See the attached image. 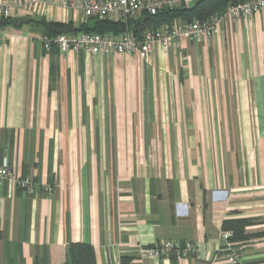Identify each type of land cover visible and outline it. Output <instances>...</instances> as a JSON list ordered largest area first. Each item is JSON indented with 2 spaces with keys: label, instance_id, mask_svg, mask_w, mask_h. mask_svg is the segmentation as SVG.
Instances as JSON below:
<instances>
[{
  "label": "crops",
  "instance_id": "crops-1",
  "mask_svg": "<svg viewBox=\"0 0 264 264\" xmlns=\"http://www.w3.org/2000/svg\"><path fill=\"white\" fill-rule=\"evenodd\" d=\"M20 1L0 27V165L52 192L3 181L0 264H68L75 243L96 264H230L222 224L240 218L252 220L233 243L240 264H264V10L141 61L47 52L40 21L71 24L69 36L97 21ZM160 240L200 253L140 254Z\"/></svg>",
  "mask_w": 264,
  "mask_h": 264
},
{
  "label": "built area",
  "instance_id": "built-area-1",
  "mask_svg": "<svg viewBox=\"0 0 264 264\" xmlns=\"http://www.w3.org/2000/svg\"><path fill=\"white\" fill-rule=\"evenodd\" d=\"M194 0H59V7L63 11H79L87 19H107L114 22H127L130 18H137L142 14L155 15L162 10H171L186 6ZM22 5L20 0H2L0 2V18L11 17V10ZM264 10V0H247L236 5H227L218 14L210 16L204 21L194 20L190 23L174 22L171 25H162L156 30H146L140 41L129 32L118 39L107 34L80 33L77 36L61 34L49 40L43 38V47L49 52L54 50L66 54L82 51L88 55L131 54L141 61L149 58L155 46L167 51L170 46L179 40L203 41L217 35L227 21L241 17H250ZM7 181L14 188L23 190L28 195L36 196L39 192L51 194L49 185H39L30 178L17 177L13 174L8 163L0 165V187ZM231 233L221 232L220 249L225 252L226 260L230 264H240L239 247L230 241ZM140 254L154 259L172 257L176 261L197 257L200 253L198 245L190 241L179 243L172 240H160L152 246L139 249Z\"/></svg>",
  "mask_w": 264,
  "mask_h": 264
},
{
  "label": "trees",
  "instance_id": "trees-1",
  "mask_svg": "<svg viewBox=\"0 0 264 264\" xmlns=\"http://www.w3.org/2000/svg\"><path fill=\"white\" fill-rule=\"evenodd\" d=\"M247 0H199L192 6H180L171 10H162L155 15L142 14L137 18H130L127 22H113L107 19L89 18L97 21L92 29H81L84 33L107 34L111 38L117 39L126 32H129L138 41L142 38L146 30H156L162 25H171L177 19L183 23H190L194 20L204 21L214 14L221 13L227 5H236ZM12 19L0 18V27H5L11 23ZM42 29V36L49 40L61 34H72L75 30L69 23L40 21L38 23ZM81 32V33H82ZM54 50V47L51 51ZM252 224L250 219H227L222 224V231L231 233L230 241L238 243L245 240V229ZM68 264H96L94 250L85 244H70L67 248ZM120 264H138L134 257L122 255Z\"/></svg>",
  "mask_w": 264,
  "mask_h": 264
},
{
  "label": "rangeland",
  "instance_id": "rangeland-1",
  "mask_svg": "<svg viewBox=\"0 0 264 264\" xmlns=\"http://www.w3.org/2000/svg\"><path fill=\"white\" fill-rule=\"evenodd\" d=\"M93 145L95 146V142L93 143ZM94 146H93V148H94Z\"/></svg>",
  "mask_w": 264,
  "mask_h": 264
}]
</instances>
